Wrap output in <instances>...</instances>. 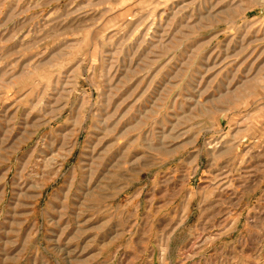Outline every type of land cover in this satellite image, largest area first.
<instances>
[{"label":"rangeland","instance_id":"obj_1","mask_svg":"<svg viewBox=\"0 0 264 264\" xmlns=\"http://www.w3.org/2000/svg\"><path fill=\"white\" fill-rule=\"evenodd\" d=\"M0 264H264V0H0Z\"/></svg>","mask_w":264,"mask_h":264}]
</instances>
